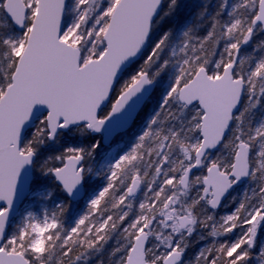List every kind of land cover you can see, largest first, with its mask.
I'll use <instances>...</instances> for the list:
<instances>
[{"label":"snow or ice","instance_id":"1","mask_svg":"<svg viewBox=\"0 0 264 264\" xmlns=\"http://www.w3.org/2000/svg\"><path fill=\"white\" fill-rule=\"evenodd\" d=\"M262 230L264 0H0V264H264Z\"/></svg>","mask_w":264,"mask_h":264},{"label":"trees","instance_id":"2","mask_svg":"<svg viewBox=\"0 0 264 264\" xmlns=\"http://www.w3.org/2000/svg\"><path fill=\"white\" fill-rule=\"evenodd\" d=\"M182 2L187 3V4H191L194 2V0H182ZM259 239H261V236ZM201 243H205V242H201ZM198 247H200V244H197L191 251L195 252L196 248H198Z\"/></svg>","mask_w":264,"mask_h":264},{"label":"rangeland","instance_id":"3","mask_svg":"<svg viewBox=\"0 0 264 264\" xmlns=\"http://www.w3.org/2000/svg\"><path fill=\"white\" fill-rule=\"evenodd\" d=\"M236 194H237V193H233V195H236ZM227 210H228V209H223V210L221 211V214H223V212H224V211H227ZM262 234H264V230H262ZM259 238H260V236L257 237L258 241L260 240Z\"/></svg>","mask_w":264,"mask_h":264}]
</instances>
